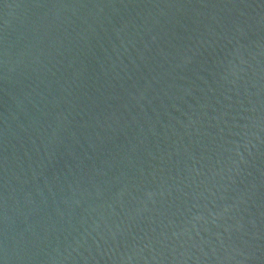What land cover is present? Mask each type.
I'll list each match as a JSON object with an SVG mask.
<instances>
[{
    "label": "water",
    "instance_id": "water-1",
    "mask_svg": "<svg viewBox=\"0 0 264 264\" xmlns=\"http://www.w3.org/2000/svg\"><path fill=\"white\" fill-rule=\"evenodd\" d=\"M0 264H264V0H0Z\"/></svg>",
    "mask_w": 264,
    "mask_h": 264
}]
</instances>
